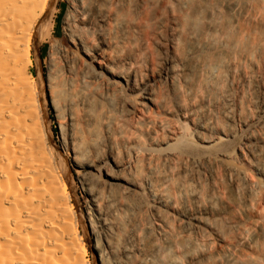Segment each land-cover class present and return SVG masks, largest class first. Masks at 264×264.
<instances>
[{
	"label": "bare ground",
	"instance_id": "obj_1",
	"mask_svg": "<svg viewBox=\"0 0 264 264\" xmlns=\"http://www.w3.org/2000/svg\"><path fill=\"white\" fill-rule=\"evenodd\" d=\"M0 264H264V0H0Z\"/></svg>",
	"mask_w": 264,
	"mask_h": 264
},
{
	"label": "rangeland",
	"instance_id": "obj_2",
	"mask_svg": "<svg viewBox=\"0 0 264 264\" xmlns=\"http://www.w3.org/2000/svg\"><path fill=\"white\" fill-rule=\"evenodd\" d=\"M66 6L60 1L57 10L54 15L53 28L51 29V33L46 37L44 41H42L39 45V49L36 56L32 57L33 66L31 67L30 73L35 83L38 85V88L44 89L45 95V111H46V119L49 124L50 133H51V143L58 149L61 148V136L58 129L59 119L56 118L55 113L53 112L50 106V97L49 92L46 91L47 81L54 75V68L61 67L60 65H64L65 61H59L56 57L53 56V51L55 49L61 50L65 56H70V53L73 52L75 55V51L72 46L67 42L64 36V26L63 22L66 18ZM71 53V55L73 54ZM76 54L75 56H77ZM67 152H64V158L66 160H70V156ZM77 172V173H76ZM72 181L74 185H78V171L74 167H72ZM85 200H83V206H85ZM88 248V245H87ZM88 258L92 260V252L88 249Z\"/></svg>",
	"mask_w": 264,
	"mask_h": 264
}]
</instances>
